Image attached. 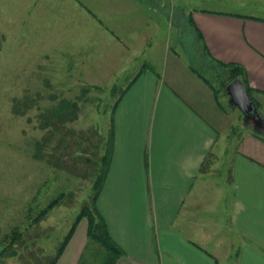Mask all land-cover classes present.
I'll list each match as a JSON object with an SVG mask.
<instances>
[{"label":"crops","instance_id":"obj_1","mask_svg":"<svg viewBox=\"0 0 264 264\" xmlns=\"http://www.w3.org/2000/svg\"><path fill=\"white\" fill-rule=\"evenodd\" d=\"M189 1L199 61L172 53L127 86L98 208L125 251L116 264H264V0ZM145 18L115 22L142 37ZM222 63L245 69L258 122L233 126L209 78ZM88 240L80 224L57 264H82Z\"/></svg>","mask_w":264,"mask_h":264},{"label":"rangeland","instance_id":"obj_2","mask_svg":"<svg viewBox=\"0 0 264 264\" xmlns=\"http://www.w3.org/2000/svg\"><path fill=\"white\" fill-rule=\"evenodd\" d=\"M118 1L0 0L2 264H49L55 256L91 203L112 113L132 80L147 68L160 70L172 53L199 61L192 55L189 0H132L142 6L129 12ZM115 17H146L140 28L146 37L122 34ZM215 68L209 78L235 118L233 126L241 127L243 112L223 87L229 72ZM17 99L21 108L28 101L26 113L14 112ZM63 99L79 103L78 118L48 126L49 110ZM61 195L36 223L37 214ZM80 224L88 225L87 218L76 228ZM105 256L104 248L88 240L82 264H105Z\"/></svg>","mask_w":264,"mask_h":264},{"label":"trees","instance_id":"obj_3","mask_svg":"<svg viewBox=\"0 0 264 264\" xmlns=\"http://www.w3.org/2000/svg\"><path fill=\"white\" fill-rule=\"evenodd\" d=\"M222 67H225L227 71L229 72V78L228 80L223 84V87L225 89L226 94L228 95V92L226 90V87L229 83H231L233 80L237 78H241L246 84V72L243 67L235 64V63H222ZM197 72V70H195ZM248 87V84H247ZM249 88V87H248ZM126 90V89H125ZM125 93V91H124ZM123 93V94H124ZM122 94V95H123ZM121 95V97H122ZM121 97L118 99V101L121 99ZM27 98V97H25ZM24 98V99H25ZM118 101L115 104V107L118 103ZM24 101V107L21 108V100H15L13 110L17 114H23L26 113L27 110L30 108L28 105V101L25 103ZM26 104V105H25ZM114 107V110H115ZM80 110L79 103L77 101H71L67 99H63L59 102L58 105L55 107H52L49 110V125L53 123H65L67 121H73L78 118V112ZM114 110L111 117V128L109 130V137L105 149L104 155L101 157V167L98 170V174L96 177V180L93 184V195L91 197V203L89 205L83 206L80 214L77 216V220L74 223V225L69 230L68 234L62 241L60 247L58 248L55 256L51 259L49 264H57L60 256L62 255L63 251L65 250L67 244L69 243L71 237L73 236L74 231L76 230V226L78 223L83 219L87 218L88 220V238L92 242H96L99 244L102 248L106 250V256L104 258L105 264H116L121 257L125 255V251L122 249V247L112 238L110 235L107 222L103 215L101 214L99 208H98V199L102 192V189L104 187L107 174L109 172L111 159H112V152H113V143H114V134H113V115ZM52 121V122H51ZM63 198V195L55 198L52 200L49 205L41 210L34 221L36 223H39L44 216L55 206H57ZM20 239V235L17 234L16 237H14V242H18ZM4 250L0 253V258L4 254Z\"/></svg>","mask_w":264,"mask_h":264},{"label":"water","instance_id":"obj_4","mask_svg":"<svg viewBox=\"0 0 264 264\" xmlns=\"http://www.w3.org/2000/svg\"><path fill=\"white\" fill-rule=\"evenodd\" d=\"M226 90L230 97V102L242 110L244 115L242 122L251 116L256 122L259 121V113L251 99L249 89L241 78H237L229 83Z\"/></svg>","mask_w":264,"mask_h":264}]
</instances>
